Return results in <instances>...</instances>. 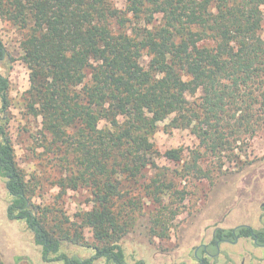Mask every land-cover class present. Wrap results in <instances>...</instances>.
<instances>
[{
	"label": "trees",
	"instance_id": "1",
	"mask_svg": "<svg viewBox=\"0 0 264 264\" xmlns=\"http://www.w3.org/2000/svg\"><path fill=\"white\" fill-rule=\"evenodd\" d=\"M262 6L264 0H126L125 9L113 0H0V16L26 31V106L41 119L44 148L59 156L65 172L56 200L83 189L92 203L70 217L57 202L33 201L8 130L14 59L0 37L6 215L25 223L44 262L130 264L122 240L147 200L155 205L152 235L169 239L168 224L181 213L186 193L166 172L143 182L148 169L158 168L157 157L183 160V148L157 150L152 137L161 123L170 119L167 127L189 129L204 150L192 152L180 176L208 177L203 155L219 168L238 162L264 130ZM217 236L233 234L217 230ZM236 236L264 245V227H240ZM66 246L86 248L91 256L68 254ZM0 264H6L1 255Z\"/></svg>",
	"mask_w": 264,
	"mask_h": 264
},
{
	"label": "rangeland",
	"instance_id": "2",
	"mask_svg": "<svg viewBox=\"0 0 264 264\" xmlns=\"http://www.w3.org/2000/svg\"><path fill=\"white\" fill-rule=\"evenodd\" d=\"M119 9H125L126 0H113ZM264 13V6H262ZM158 20L161 16H157ZM26 31L0 16V37L14 59L9 70L11 82L10 132L19 166L31 184L33 201L40 205L57 202L59 194L57 180L64 175L59 156L51 149L42 135L41 119L31 115L26 106L30 88L28 67L22 60V42ZM264 38V22L261 30ZM149 57L145 54L141 63L146 66ZM170 119L159 125L153 135L157 150L164 154L170 149L183 148V160L175 162L164 156L157 157L158 168L148 169L143 182H148L158 172L168 174V182L185 191L181 213L168 224L169 239L152 235V212L155 205L146 201L143 215H139L134 228L122 240L128 263L144 261L145 264H198L194 259L197 246L209 243L217 227L233 228L247 224L255 229L263 226L264 210V130L244 146L238 162H226L223 168L211 157L203 155L201 163L208 177L196 179L177 173L184 161L192 159V152L200 148V140L189 129H173L166 125ZM181 173V172H180ZM142 181V180H141ZM138 187V186H137ZM139 188V187H138ZM86 190H69L57 202L67 215L73 217L78 210L92 207ZM172 201V200H171ZM169 195L165 205L171 204ZM8 195L0 177V255L6 264H59L46 263L41 258L40 248L35 245L32 233L22 221L7 218ZM88 241H92L90 230H86ZM222 255L217 264H264V247L259 248L251 239L240 241L239 245L223 243ZM68 254L91 256V251L76 246H66ZM209 250L214 252V247ZM218 253V252H217ZM21 258L19 261L16 259ZM95 264H104L103 260Z\"/></svg>",
	"mask_w": 264,
	"mask_h": 264
},
{
	"label": "flooded vegetation",
	"instance_id": "3",
	"mask_svg": "<svg viewBox=\"0 0 264 264\" xmlns=\"http://www.w3.org/2000/svg\"><path fill=\"white\" fill-rule=\"evenodd\" d=\"M262 209L264 210V203L262 204ZM240 227H249L252 228L253 230H259L262 229L264 227V221H263V226L259 229H255L252 226H249L247 224H241V225H237L233 228H223V227H217L215 229V231L212 233V239L209 243H204L200 246H197L195 248V252H194V259L197 260L199 263L198 264H204L206 261L209 264H217V260L220 259L221 255H222V248L221 245L223 243H229V244H233L234 243L236 245H239L240 241L242 240H247V239H251L253 241V244L259 248H263L264 245H260L257 244L256 239L254 238V236L252 237H238L236 236V230L239 229ZM217 230H223V231H232V238H219L217 236ZM210 246L214 247V252H211L209 250ZM218 252V253H217ZM231 256L230 254H228V264H231Z\"/></svg>",
	"mask_w": 264,
	"mask_h": 264
}]
</instances>
